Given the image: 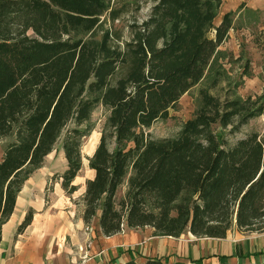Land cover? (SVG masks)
Returning <instances> with one entry per match:
<instances>
[{
	"label": "trees",
	"instance_id": "1",
	"mask_svg": "<svg viewBox=\"0 0 264 264\" xmlns=\"http://www.w3.org/2000/svg\"><path fill=\"white\" fill-rule=\"evenodd\" d=\"M110 1L0 0V140L7 139L0 160V226L63 132L67 166L61 186L67 194L77 189L72 182L82 166L87 123L102 105L109 110L108 130L89 158L94 177L82 196L85 223L100 211L105 236L124 223L150 226L162 236L188 230L224 238L233 224L264 232V137L252 132L225 147L214 129L264 117V86L253 100H220L200 89L198 105L177 136L153 139L146 133L213 70L236 11L213 25L222 0H155L120 45L108 30L99 39L84 38L101 24ZM121 12L110 8L109 18ZM31 218L29 211L17 231ZM124 264L167 263L148 257Z\"/></svg>",
	"mask_w": 264,
	"mask_h": 264
},
{
	"label": "crops",
	"instance_id": "2",
	"mask_svg": "<svg viewBox=\"0 0 264 264\" xmlns=\"http://www.w3.org/2000/svg\"><path fill=\"white\" fill-rule=\"evenodd\" d=\"M95 149L82 154L81 169L72 182L83 194L85 182L94 177L88 163ZM66 166L62 148L52 150L24 181L12 213L0 226V264H124L143 263L148 257H162L167 264L264 262V232H245L235 225L224 238L196 237L188 230L162 236L150 226L130 228L125 223L118 233L105 236L98 224L100 211L85 223L83 202L70 200L76 190L67 194L62 188ZM29 211L30 223L17 231Z\"/></svg>",
	"mask_w": 264,
	"mask_h": 264
},
{
	"label": "rangeland",
	"instance_id": "3",
	"mask_svg": "<svg viewBox=\"0 0 264 264\" xmlns=\"http://www.w3.org/2000/svg\"><path fill=\"white\" fill-rule=\"evenodd\" d=\"M154 2L155 0L110 1V8L122 9L121 15L111 20L108 15L109 8L100 17L101 24L93 33H86L84 38L99 39L103 32L108 30L113 36L114 43L120 45L130 39V26L134 21L141 24L146 20ZM227 11H236V13L228 38L219 46L223 55L218 57L213 70L205 73L206 76L184 93L177 104L169 109L167 118L157 120L146 130L150 138L169 139L177 136L198 105L200 89H206L220 100L249 96L253 100L261 95L264 86V0H222L213 25H217ZM207 36L212 38L214 31H209ZM108 116L109 110L102 105H98L92 112L87 123L89 134L82 140L83 155H88L90 148L97 147L102 132L108 130H106ZM214 129L221 134L219 137L225 147H229L252 132L264 137V117L255 115L237 128L227 127L220 130L219 126H216ZM64 133L61 134L53 151L61 148ZM6 141L7 139L0 140V155L3 153ZM113 146L111 140L109 149L111 150ZM125 190L126 181L116 192V202L122 198ZM82 194L83 188L78 186L74 195H71V202H81Z\"/></svg>",
	"mask_w": 264,
	"mask_h": 264
}]
</instances>
